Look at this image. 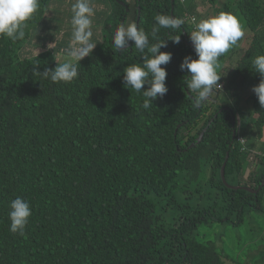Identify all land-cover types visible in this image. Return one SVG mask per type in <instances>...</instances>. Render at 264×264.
<instances>
[{"label":"trees","instance_id":"1","mask_svg":"<svg viewBox=\"0 0 264 264\" xmlns=\"http://www.w3.org/2000/svg\"><path fill=\"white\" fill-rule=\"evenodd\" d=\"M109 1L93 22L97 46L70 83L34 75L54 69L70 39L71 31L51 50L42 44L52 0H39L23 40L0 37V264H223L198 229L239 225L262 209L264 187L257 194L241 187L255 190L264 179V141L255 144L264 135V108L252 92L253 119L240 130V105L242 92L261 79L252 61L264 55V0H237L251 43L218 73L221 92L199 108L180 70L185 57L197 58L184 41L199 15L196 1ZM157 15L184 23L153 35ZM122 21H134L150 43L167 40L161 51L172 54L161 66L168 92L147 110L142 94L122 84L123 69L143 63L133 42L127 51L112 46ZM176 36L179 44L168 40ZM222 94L230 102L221 103ZM252 141L257 146L249 148ZM227 155L225 180L239 188L221 178ZM18 196L32 209L24 235L10 231L9 204Z\"/></svg>","mask_w":264,"mask_h":264},{"label":"clouds","instance_id":"2","mask_svg":"<svg viewBox=\"0 0 264 264\" xmlns=\"http://www.w3.org/2000/svg\"><path fill=\"white\" fill-rule=\"evenodd\" d=\"M38 8L39 0H0V37L12 42L23 40L27 22L33 18ZM70 10L71 36L67 47L61 50V59L56 61L54 69L45 67L43 71L35 70L34 75L42 80H50L52 83L73 82L78 78L80 62L89 57L97 46L93 41L95 10L91 0H75ZM191 22L194 30L190 34V40L197 58L185 57L180 64V70L187 72V80L184 82L191 92L196 93L193 105L199 108L214 93L221 92L222 85L218 83L221 76L216 70L218 58L237 44L244 31L236 17L223 12L199 22L196 17H192ZM183 23V19L157 15L152 33L155 35L161 28L180 30ZM168 40L179 44L180 36ZM112 41V46L118 52L127 51L129 43L133 42L134 48L142 54V64H131L123 69L122 84L127 90L142 94V107L145 110L150 109L157 99H162L168 92L167 71L165 67H161L166 66L172 59L170 52L161 51V48L167 47V40L158 39L155 43H150L145 31L138 29L137 24L132 21L121 23ZM54 44L55 41L48 43L46 50H51ZM252 68L261 77L252 92L264 108V55L254 58ZM9 209L10 231L24 235L32 215L30 204L18 196L10 202Z\"/></svg>","mask_w":264,"mask_h":264},{"label":"rangeland","instance_id":"3","mask_svg":"<svg viewBox=\"0 0 264 264\" xmlns=\"http://www.w3.org/2000/svg\"><path fill=\"white\" fill-rule=\"evenodd\" d=\"M192 0H186V3H190ZM52 3L58 4L54 10V14L48 16L44 21L43 31L40 37L42 38V44L48 45V43L61 42L66 38V33L71 31V17L69 16L70 9H67L66 0H52ZM56 6V5H55ZM203 6V5H202ZM211 10L208 13V18L223 13L233 15L239 21L244 35L240 38L236 45L231 47L228 52L221 55L218 58L217 73H219L224 67L230 68L235 60L242 52L248 48L252 39V32L246 25L243 16L237 9V0H213L211 2ZM199 12V11H198ZM206 16L199 12L196 17V21L206 19ZM191 22V19H190ZM191 29L194 28V24L191 22ZM59 40V41H58ZM54 44V46H55ZM53 46V47H54ZM34 53H38L34 52ZM56 59H61V53L56 55ZM229 71V70H228ZM243 93V100L241 102V108L244 110L240 114V130H245L253 119V107L248 96L252 93V89H247ZM226 95L222 94L220 102L228 103L229 98H225ZM222 99L224 101H222ZM247 100H249L247 102ZM251 140V139H250ZM264 135L262 141H258L255 144H263ZM254 145V141L249 142V148ZM257 146V145H254ZM246 167V176L251 169V161L248 162ZM169 219H172L175 214L173 211L167 212ZM201 241L214 243L218 251L222 254L223 264H264V192L262 193V209L260 211H252L243 218L242 223L235 225L234 223H213L211 226H202L198 229Z\"/></svg>","mask_w":264,"mask_h":264},{"label":"crops","instance_id":"4","mask_svg":"<svg viewBox=\"0 0 264 264\" xmlns=\"http://www.w3.org/2000/svg\"><path fill=\"white\" fill-rule=\"evenodd\" d=\"M192 1H194V0H192ZM195 1L194 2L197 5L198 11L199 12L201 11L202 15L206 16L207 11L209 12L212 8L211 4L204 5L202 2H200V0H195ZM66 2L68 4L67 9H71V5L75 2V0H66ZM91 3L94 6V10H95V16L93 17V22L99 23V22H101L102 16L107 12V9L111 6L110 1L109 0H91ZM56 5H58V4H56ZM53 14H54V12H53ZM69 16L70 17L72 16L71 10H70ZM206 19H208V13H207ZM68 35L71 36V32ZM31 47L32 46H28L26 49L30 52ZM37 51H38V49H36V50L33 49V53L37 52ZM222 101H224V100L222 99Z\"/></svg>","mask_w":264,"mask_h":264},{"label":"water","instance_id":"5","mask_svg":"<svg viewBox=\"0 0 264 264\" xmlns=\"http://www.w3.org/2000/svg\"><path fill=\"white\" fill-rule=\"evenodd\" d=\"M173 2H174V0H172V3H173ZM172 17H173V16H172ZM121 23H123V21H122ZM120 25H121V24H120ZM184 41H185V42H188L190 45H192L191 41H189L188 36H187L186 34H185V40H184ZM128 46H129V45H128ZM234 137H235V135H234ZM201 138H202V135L200 136V139H201ZM227 160H228V155L226 156V160H225L224 164L222 165V167H221V171H220V173H221V178H222L224 184H226V185H228V184H227V182H226V180H225V173H224V170H225V166H226ZM228 186L231 187V188H239V187H236V186H230V185H228ZM262 187H264V179H263L261 185H260L257 189H255V190H254V189H250V188H248V187H241V188L244 189V190H246V191H248V192H250V193H255V194H257L258 191L262 189Z\"/></svg>","mask_w":264,"mask_h":264},{"label":"built area","instance_id":"6","mask_svg":"<svg viewBox=\"0 0 264 264\" xmlns=\"http://www.w3.org/2000/svg\"><path fill=\"white\" fill-rule=\"evenodd\" d=\"M182 3H184V2H186V0H180ZM223 87V86H222ZM239 141L242 143V144H244L245 143V140H244V138L243 137H239ZM243 150H245V147L243 148Z\"/></svg>","mask_w":264,"mask_h":264}]
</instances>
